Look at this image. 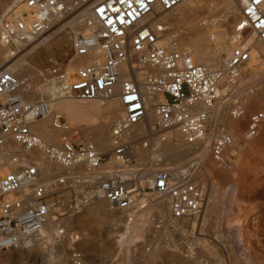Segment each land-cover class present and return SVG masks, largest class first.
<instances>
[{"label":"built area","instance_id":"obj_1","mask_svg":"<svg viewBox=\"0 0 264 264\" xmlns=\"http://www.w3.org/2000/svg\"><path fill=\"white\" fill-rule=\"evenodd\" d=\"M186 1L15 0L3 13L0 45L7 50L10 64L60 27L55 36L68 31L72 53L66 64L51 60L43 77V84H54L53 101H27L23 91L31 87L29 80L21 79L10 65L0 68V251L19 249L41 235L54 213L61 216L54 195L77 184L85 187L90 201L100 197L117 210H136L152 195L169 203L170 222L204 214L209 195L197 160L188 166L153 170L150 162L138 159L137 148L150 150L154 142H167L174 131L188 144H204L212 111L220 100L235 94L241 69L251 61L249 40L264 44V0H232L239 17L237 44L225 56L224 66L215 68L196 62L192 51L181 48L161 19ZM74 22L85 29L76 31ZM79 58L88 62L72 66ZM225 83L230 87L221 96ZM114 97L120 100L123 113L112 120L109 152L82 140L81 127L70 125L51 107L55 99L106 103ZM151 113L157 119L153 126ZM231 114L242 117L243 107L234 104ZM50 116L51 127L61 132L58 144L32 130L34 123ZM263 123L264 112L252 113L246 136L257 137ZM139 127L145 131L132 135ZM214 137L211 149L218 157L232 136ZM15 144L25 154L16 151ZM35 152L41 153L39 159ZM45 165L67 174L48 179ZM78 167L86 170L83 177L72 172ZM55 185L61 189L52 191ZM58 234L69 237L72 261L82 264L75 247L80 235L64 227Z\"/></svg>","mask_w":264,"mask_h":264},{"label":"rangeland","instance_id":"obj_2","mask_svg":"<svg viewBox=\"0 0 264 264\" xmlns=\"http://www.w3.org/2000/svg\"><path fill=\"white\" fill-rule=\"evenodd\" d=\"M14 2L15 0H0V18ZM172 35L176 36L181 48L190 47L189 35ZM71 40L70 33L64 31L52 37L50 42L34 53L25 54V58L21 60L26 62L33 72V83L31 82L28 90H30L29 96L35 98L31 100L43 99L40 93L45 88L43 77L48 74L51 60H58L64 64L68 62L72 53ZM253 42V47L258 48V53H261L260 56L257 55L259 57L257 61L259 60L258 62L262 63H260L261 67L264 68V44L259 41ZM48 44L51 45V53ZM0 48L3 49L1 45ZM210 49L211 46L204 45L196 51L201 53ZM3 50L5 53L0 59L4 62L8 61L6 65H9L7 51ZM247 66L242 70L243 79L237 84L235 94H230V99L221 100L226 104L211 113L209 139L206 140L209 146L215 138L214 134L225 133L236 140V144L226 148L223 162L214 160L211 150L210 155L204 157L203 145H191L196 148L195 153L175 163L170 156L173 152L169 149L173 145L175 146L173 148H177L181 143L169 138L165 143L154 142L150 150L146 149L149 152L147 159L137 156L143 163L150 162L155 170L188 166L190 162L197 160L199 175L209 195L206 209L199 220L170 222L169 203L148 195V198H145L146 206H149L148 215L138 222L137 216H131L141 207V203L136 210L123 211V215L115 216L110 212L113 208L106 201L102 199L90 201L86 189H78L81 185L77 184L61 191H58L61 189L60 186L55 185L56 189L53 191L58 192L54 197L59 202L57 211L61 216L55 213L52 215V219L48 222L50 228L44 233L39 249L32 247L25 254L15 253L13 250L0 253V264H74L69 250L72 242L68 236L63 238L58 234V229L61 227L66 228L69 233L76 232L80 235V241L75 247L82 256V264H264V123L255 138H248L245 130L252 113L264 112V83L258 85V82L253 83L252 70L244 71ZM259 76L264 79V71ZM226 85L227 88L220 91L222 95L228 92L230 85ZM249 92L260 104V108L248 111V105H251V101H248L244 105L246 111L243 118L234 119L231 114L234 104L242 107L246 102L243 95ZM69 103L75 105L84 102L69 101ZM81 109L84 111L85 107L82 106ZM122 113L121 108L117 115ZM114 117L110 114L103 120L107 124L105 127L109 134ZM68 122L76 126L71 121ZM81 129L82 140L94 142L101 150L109 152L95 140L93 128L83 125ZM180 140L185 141L182 136ZM34 157L38 159L41 154L34 153ZM209 163L212 165L210 166ZM72 172L78 177L86 174L83 167H78ZM47 178L50 179L48 176ZM83 197L87 200L80 205L79 202ZM93 222L103 223L99 233H90L88 225ZM237 230L238 237L235 236ZM238 240L242 242L241 245Z\"/></svg>","mask_w":264,"mask_h":264},{"label":"bare ground","instance_id":"obj_3","mask_svg":"<svg viewBox=\"0 0 264 264\" xmlns=\"http://www.w3.org/2000/svg\"><path fill=\"white\" fill-rule=\"evenodd\" d=\"M234 7L235 6H234V3L232 0H187L185 3H183L178 8H176L174 11L165 13L161 19L165 24H167L169 26L172 34H177L179 36L189 35L191 37L190 47L189 46H188V48L183 47V46L182 47L192 51L193 57L196 60V62L201 63V64H205L206 66H209L211 68L216 67L218 65H221L220 67H223L225 56L228 55L230 53L231 49L237 44L234 37H235V24L237 23V20L239 17H238V13L234 9ZM197 19H199V20H197ZM72 25L76 29V31H83L85 29V27L83 25L76 23V22L72 23ZM61 29H62V27L57 28V29L55 28L39 44L31 47V49L29 51H27L25 54H27V53H28V55L32 54L39 46H42V45L45 46L48 42H50L52 37H54ZM177 38H178V36H177ZM253 41H256V40L250 39L248 43L254 44ZM204 45L211 46V49L206 50V51H202L201 53L196 51L200 46L202 47ZM3 49H5V48H3ZM3 49L0 48V57L3 56L5 53V51ZM48 49H49V52L51 53V47L50 46L48 47ZM257 49L253 47L251 61L247 64L248 66L246 69H244V71L252 70L253 74L251 76V79L254 81L253 83L258 82L257 83V85H258V84L264 83V79H262V77L259 76L260 73L264 71V68L261 67L262 63L260 62L261 63L260 64L258 62L259 60L257 61V58H259L257 56L259 54ZM25 54L20 59L14 61L12 64H10L12 61H9V65H10V69L13 70L16 74H18L21 79L27 78L30 82L29 85H31V82L33 83V81H32L33 80V72L27 66L26 62L21 61L25 58ZM260 54H259V56H260ZM7 62L8 61L4 62V60L0 59V67L6 65ZM87 62H88L87 58H79L78 60L73 61L71 65L81 67V66H84ZM9 65H6V66H9ZM6 66H4V67H6ZM14 66H16V67H14ZM242 70H243V68L241 69V72H240L241 73L240 80L243 79ZM30 77H32V79ZM139 77H141V76L139 75ZM38 78H39V76H38ZM44 86H45V88L40 92L43 99H45L47 101H53V99H54V84H53V82H49V83L45 84ZM118 89H119V87L117 88V90ZM29 91L30 90H28V89L26 91H23V96L27 101L33 102V100H31V99H34L35 96H29V94H30ZM250 93L251 92L243 95V99H245V101H246V102H244L245 104H243V106H242L243 110H244V114L246 111V108L244 105H246V103H248V101H251V105L250 106L248 105V108H247L248 111L260 108V104L257 102V100H255L254 97L251 96ZM220 94L222 96V92H220ZM157 99L160 100L161 98L158 97ZM69 101H78V100L55 99L54 102H52L51 107L57 113L64 115V117L66 119L73 120V122L75 121L78 125H86L90 128H93L95 130V140L98 141V143H100L102 145L104 150L110 151L112 149L111 133L110 134L107 133V130L105 127V125H107V124H105L103 120H104L106 115L111 114V115L117 116V113L119 112V110H121L122 105H121L118 97H114L106 103H102L99 100H94V101H90V102L77 103V104L73 105V104L69 103ZM79 102H82V101H79ZM225 104H226V102H223L220 100L218 102V106H216L213 111H218L219 108L221 107V105H225ZM82 106L85 107L84 111H83V109H81ZM122 112H123V108H122ZM149 119H150L151 126H153L157 120L155 114L151 113ZM234 119H239V118H234ZM51 121H52V116L45 118V119H42V120H39L32 125V130L34 132L38 133L47 142L58 144L59 142L57 143V139L61 136V132L56 131L51 127ZM210 121H209V123H210ZM143 131H145L144 127H139L135 131H133L131 134L136 135V134L142 133ZM223 137H227V136L224 135V136H221L220 138H223ZM168 138L169 139H176V140L180 141V143H181L179 147L177 146V148H173V146H174L173 145L169 149V151L173 152V153H171V154L169 153V154L171 157H173V159H174L173 161L175 163H178L179 161L183 160L184 157L192 155L193 153H195L196 148L194 146H191L192 144H188L187 142L180 140L181 134L178 131H174L173 133L169 134ZM205 142H204L203 147H202V155L203 156L205 155L206 157H208L210 155V150L212 151V149H211V146H209V143H207V142L205 143ZM232 144H236V140H234L233 136H232V139L230 142L225 143L223 150L218 157H216L215 153H213V151H212L213 156H214V160L216 159L217 161L221 162L226 148ZM16 146L20 147L18 145H16ZM20 148H22V147H20ZM23 150H20V151H23ZM35 153L41 154L40 152H35ZM147 153H149V152H147L146 149L141 148V147L137 148L136 155L138 157H144L145 159H147L149 156ZM150 159H152V158H150ZM154 164H155V162H154ZM160 165H161V163H160ZM209 165L211 166L212 164L209 163ZM151 167L153 170H155V167L154 168H153V166H151ZM44 168L46 169V176H48L50 179L53 178L52 177L53 175L64 176L67 174L64 170H60V169H58V170L55 169V170L51 171V170H49L50 168L48 167V165H45ZM216 174H218V173H216ZM217 177H219V176H217ZM83 187L84 186H82V185L78 186V189L79 190L85 189ZM55 189H56V187L53 186L52 191ZM239 192H238V195H239ZM86 197H87V195H86ZM148 197H154V196L150 195ZM88 199H90V197ZM96 199L98 200V199H102V198L99 197ZM86 202H88V201H86ZM144 202L145 201H143V200L140 202L141 207H139V209L131 216V217L137 216L138 222L142 221L143 218L145 219L148 215V212H149V206L142 207V204ZM98 204L99 203H97V205ZM102 210H104V209H102ZM213 211H214V209H213ZM110 212L112 213V215H115V216L123 215V210H117V209L113 208L112 211H110ZM100 214H102V213H100ZM105 214H107V213L105 212ZM89 215H90V213H89ZM100 216L102 217V215H100ZM107 216H108V214H107ZM194 219L199 220V218H194ZM102 224L100 222H97V224H95L94 222L89 223L88 229L90 230V233L91 234L99 233V230L101 229ZM49 228H50V226L47 223V225L45 226V229L42 231L41 235L34 236L33 238H31L29 240V242L26 245H23L22 247H20L17 250L16 249L13 250V252L19 253V254H25L27 252V250L31 249L32 247L39 249V245L41 244V241L43 239V235L45 232H48ZM235 232H236L235 236L238 237L239 236L238 230ZM238 243L240 245L242 244V242H240L239 240H238ZM112 245H113V243H112ZM9 251L10 250L0 251V253L1 254L2 253H8Z\"/></svg>","mask_w":264,"mask_h":264},{"label":"crops","instance_id":"obj_4","mask_svg":"<svg viewBox=\"0 0 264 264\" xmlns=\"http://www.w3.org/2000/svg\"><path fill=\"white\" fill-rule=\"evenodd\" d=\"M50 47H51V45L50 44H48ZM122 107V106H121ZM115 116V115H114ZM105 117H109V115H106ZM68 121H71L73 124H75L76 126H78V127H81V126H83V125H78L75 121L73 122V120H69V119H67ZM106 124V123H105ZM44 129V128H43ZM59 140H60V137L57 139V143L59 142ZM16 145H14V147H15ZM15 150L16 151H18L19 153H22V154H25V151L22 149V148H20V147H15ZM20 150H23V151H20Z\"/></svg>","mask_w":264,"mask_h":264}]
</instances>
